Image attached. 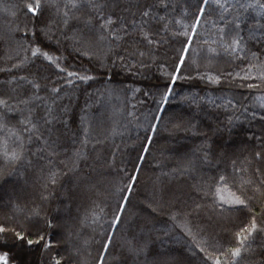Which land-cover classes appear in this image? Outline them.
<instances>
[{"label": "snow or ice", "instance_id": "1", "mask_svg": "<svg viewBox=\"0 0 264 264\" xmlns=\"http://www.w3.org/2000/svg\"><path fill=\"white\" fill-rule=\"evenodd\" d=\"M0 12V264H184L152 248L160 215L187 264H264V0H16ZM153 68L146 88L113 86ZM102 77L85 88L73 129V94ZM181 82L204 87L180 95ZM177 95L189 112L167 114ZM113 99L123 105L114 114L155 105L136 117L144 135L120 183L104 171L116 151L89 152L108 137L93 135L88 109ZM165 114L170 135L197 142L173 168L156 165L152 191L126 220Z\"/></svg>", "mask_w": 264, "mask_h": 264}, {"label": "trees", "instance_id": "2", "mask_svg": "<svg viewBox=\"0 0 264 264\" xmlns=\"http://www.w3.org/2000/svg\"><path fill=\"white\" fill-rule=\"evenodd\" d=\"M16 2V0H0V4H11ZM7 17L0 12V26H2ZM6 51V45L3 42H0V56H3ZM75 64L76 67L83 65L87 67L86 61H81L79 58L70 57L69 63ZM2 63V61H0ZM219 67H226L222 62ZM149 79H136L133 81L131 78L125 79L122 75H117L114 78L113 86H131V87H141L146 88L150 83L154 82V77L156 75V69L153 68L150 73H147ZM0 78H3L0 76ZM102 80H98L92 83L90 86L82 87L81 90L73 94L72 100V120L74 121L72 128L80 123L81 109L85 106V100L87 99L85 95V88L88 92L94 91L96 88L102 87ZM203 85H190L181 82L176 87V92L180 95H183L189 91H198L200 88H203ZM233 92L237 90L233 89ZM244 93L247 94V90H244ZM218 95L220 93H214ZM139 95V94H138ZM123 107L121 101L113 99L110 102L107 100L102 101L99 104H93L92 107L88 109V116L93 121V135L104 139L105 136L108 137L107 142L98 145L96 151H91L89 147V152L92 157H95L97 153H102L105 157L111 158V153L116 151V158L114 167L111 169H105L108 173L107 179L113 183H120L124 174L119 171L121 167H126L131 171L132 164L135 161L137 155L136 149L138 148V137L144 135L142 128L136 126L137 121L136 117H139L140 120H143L142 113L147 112L155 107L151 101H147L145 105L137 106L133 116H129L128 111H132L130 108H125L122 113L114 114V108L121 109ZM185 112L188 113L189 109L186 105L179 103V95L176 97V101L167 106V114ZM167 114H165V120L160 125V131L156 136L154 145L152 146V154L148 156L146 162L143 165L140 182L136 186L133 196L131 197V203L128 205L129 216H126L125 219L128 220L132 217L133 213L138 212L140 208V202L144 200L146 196L152 191L154 182L156 181L157 176L160 175V168L156 167L157 164L162 166H167L165 170L173 168L178 163V156L182 154L189 146L197 142L194 137L190 134L183 131L170 135L169 132L172 128V125L168 123ZM220 119H224V116L221 115ZM258 127V125H257ZM113 128H116L118 134L115 136H109ZM256 129L254 128L253 131ZM241 135H246L244 129H238ZM73 147L71 139L68 140L69 154L70 150ZM110 212V209H106ZM203 215L201 220H203ZM142 221H137L141 223ZM194 218V223H195ZM170 221L166 215H160L155 217V219L149 224V228H153L158 231L152 232V248L158 251H170L173 255L178 256L184 264H187L189 260L188 254L184 251L183 248V239L174 240L171 238H166L163 236V230L169 228ZM216 232L219 234L221 239L226 238V233L218 228ZM91 235V229H85V238ZM177 236H180L179 230L176 232ZM160 236L163 240L157 239L156 237ZM119 239V237H118ZM118 251V249H116Z\"/></svg>", "mask_w": 264, "mask_h": 264}]
</instances>
